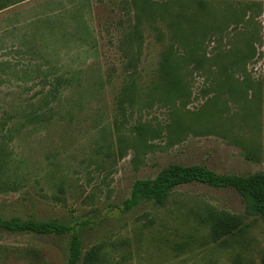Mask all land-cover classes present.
I'll use <instances>...</instances> for the list:
<instances>
[{
    "label": "rangeland",
    "instance_id": "374dc122",
    "mask_svg": "<svg viewBox=\"0 0 264 264\" xmlns=\"http://www.w3.org/2000/svg\"><path fill=\"white\" fill-rule=\"evenodd\" d=\"M165 57L178 89L162 79ZM33 105L49 123L25 124ZM174 164L264 172V0L0 12L1 218L59 221L99 264H264V220L233 190L193 184L125 210L137 180ZM210 212L239 228L217 238ZM70 239L0 231V264H66Z\"/></svg>",
    "mask_w": 264,
    "mask_h": 264
},
{
    "label": "trees",
    "instance_id": "16d2710c",
    "mask_svg": "<svg viewBox=\"0 0 264 264\" xmlns=\"http://www.w3.org/2000/svg\"><path fill=\"white\" fill-rule=\"evenodd\" d=\"M24 0H0V12ZM165 57L161 74L167 79V86L178 89V81L174 78L177 69L168 64ZM57 92V89L54 88ZM42 108V105L38 106ZM34 110V105L24 116L25 124L37 125L49 123L48 114L41 115ZM50 107V111H53ZM44 121V122H43ZM200 184L217 190H233L240 195L244 205L245 214L250 217H259L264 220V172L250 175L220 174L206 166L179 164L170 165L161 170L155 178L137 180L132 187L131 197L125 203V210L129 211L144 202H153L164 205L173 193L180 187ZM203 223H211L212 232L217 238L231 235L239 228L235 218L226 215L217 216L210 212ZM0 231L8 233H33L42 236L71 235L66 264H99V251L90 249L84 252V245L80 234L65 224L53 221H38L34 219L22 220L20 218L3 219L0 217Z\"/></svg>",
    "mask_w": 264,
    "mask_h": 264
}]
</instances>
